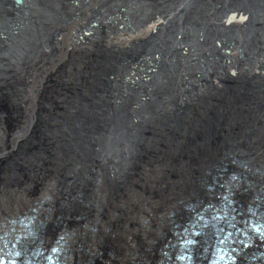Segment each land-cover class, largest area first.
Here are the masks:
<instances>
[{
	"label": "bare ground",
	"instance_id": "6f19581e",
	"mask_svg": "<svg viewBox=\"0 0 264 264\" xmlns=\"http://www.w3.org/2000/svg\"><path fill=\"white\" fill-rule=\"evenodd\" d=\"M12 1L0 0V76L7 77L0 81V127L13 123L9 130L5 125L0 140V154L9 155L0 160V231L16 220L14 201L22 206L48 199L39 234L47 240L69 234L68 264H154L171 225L185 218V201L204 198L200 184L226 151H257L264 159V64H258L264 0H22L20 6ZM129 4L135 5L130 24L117 34L108 20ZM233 13L245 17L243 23L216 35ZM157 20L163 28L149 33L146 26ZM103 26L108 33L100 36ZM88 29L92 35L84 33ZM80 30L84 40L72 39ZM235 32L248 60L220 65L215 41L236 46ZM191 36L195 46H184ZM118 37L125 45H112ZM201 52L210 59L195 60ZM145 69L151 70L148 80L139 76ZM108 77L116 86L110 98L96 83ZM68 92L78 97L70 109L80 113L64 114L48 103L43 108L41 98L49 95L53 103ZM34 99L40 105L32 128L43 127L36 138L43 129L53 134L52 149L26 169V159L39 157L32 151L35 139L20 150L30 138L17 144L16 138L19 131L24 136L26 126L21 130L18 121L29 122ZM9 101L13 109L6 111ZM74 132L86 134L83 143L61 134ZM13 159L17 164L7 167ZM242 190L235 195L238 203L250 194Z\"/></svg>",
	"mask_w": 264,
	"mask_h": 264
},
{
	"label": "water",
	"instance_id": "95a60500",
	"mask_svg": "<svg viewBox=\"0 0 264 264\" xmlns=\"http://www.w3.org/2000/svg\"><path fill=\"white\" fill-rule=\"evenodd\" d=\"M14 2H15V4H16V6H20L21 4H22V0H14ZM132 4H129L128 6H127V8L126 9H121V11L120 12H123V13H125V17L124 18H121V15H118L117 16V18L116 19H109L108 20V24H110L111 22H114L115 23V27L117 28V24L118 23H121V22H126V24L124 25V24H121L120 25V27H118V29H122L123 27H128V25L130 24V19H129V17L131 16V14H132V9H130V8H132L133 6H131ZM141 7H147V6H145L144 4H141ZM112 13H116L115 11L114 12H112ZM179 15L178 14H175V17H178ZM253 17V16H252ZM244 18L245 17H241V15L239 14V15H237V14H235V13H233V14H230V15H227L226 16V20L224 19L223 21H221L220 22V24L221 25H218L217 26V28L215 29V34L216 35H224V33H223V31H227V29L228 28H230L229 26H231L232 24L233 25H237V23H243V21H244ZM174 21V19H172V22ZM161 24V26H159ZM76 25V24H75ZM124 25V26H123ZM164 25V23H163V21H160V20H157V21H155L154 22V25L152 26V25H150V26H148L149 28H148V32L150 33H152V34H154V33H156V32H158V31H160V29H161V27ZM167 25H168V23H167ZM239 25V24H238ZM93 26H95V25H93ZM131 28V27H130ZM163 28V27H162ZM230 32L231 33H233V28H231L230 29ZM16 34H18V32H15L14 33V35H13V37L14 38H16ZM86 34L87 35H92L93 34V31L92 30H89L88 32H86ZM176 34V37L179 35V33L178 32H176L175 33ZM202 35H204V34H202ZM201 35V36H202ZM234 35H236V39H234V37H231V39H233V40H237L238 41V43H237V45L236 46H234L233 44H231V45H228V44H226L225 46L224 45H221L218 41H215V46H217V48L216 47H214V48H216L218 51H219V54H220V57H219V62H220V65H240L241 64V62H243V61H240V59L243 57V52H244V50H243V47L244 46H246L245 44H244V42H242V41H240L238 38H239V36L240 35H237L236 34V32L234 33ZM233 35V36H234ZM120 37H122V36H120ZM192 37V38H191ZM190 38H189V40H188V43H185V45L184 46H189V47H194L195 45H194V36H191ZM126 38V37H125ZM122 39V38H121ZM126 40V39H125ZM177 39L176 38H174V40L173 41H176ZM201 40H202V38H201ZM171 42V46L173 47L174 46V42ZM260 43H262V40H260L259 41ZM83 44V43H82ZM82 44L80 45V43L78 44V49L79 48H81L82 47ZM212 45V47H213V43L211 44ZM220 46H222V48L223 49H218V48H220ZM175 50L176 49H178V52H180V54H181V52H182V50L181 51H179V47H175L174 48ZM262 49H263V52H262V54L260 55V60L261 59H263L262 60V62H259L258 64H264V46L262 47ZM256 52H253V54H255ZM207 54V53H206ZM257 54V53H256ZM226 56H229V58L227 59L226 58ZM204 59L205 58H202L201 59V61H204ZM257 61V60H256ZM244 63V62H243ZM102 67H103V69H110L111 68V66H109V65H107V66H105V65H103L102 64ZM99 68V67H98ZM98 68H97V70H98ZM1 70H2V68H0ZM97 70H95L94 72H93V75H95L96 74V76L95 77H97L98 76V71ZM145 71H146V69H145ZM149 72H151V70H147L144 74H142V75H139V76H141L142 78H145V80H148L149 79ZM153 72V71H152ZM1 73V72H0ZM92 75V76H93ZM146 75H148V76H146ZM229 76L230 75H232L231 73H229L228 74ZM232 76H234V75H232ZM140 77V78H141ZM7 77H4V76H0V81H2V82H4L5 81V79H6ZM95 79V78H94ZM113 80L111 79V77H108V78H101V79H98L97 81H96V83H97V85H99V84H101L100 86H102V87H105L104 89L105 90H107V94H106V96H108L109 98L111 97L110 96V94H112V93H114L115 94V92H114V90H115V84H114V82H112ZM6 82V81H5ZM2 90H3V86H1L0 87V91H1V94H2ZM104 91V90H103ZM49 92V90H47V91H45V93H48ZM0 94V99H2V95L4 96V93L1 95ZM77 98L78 97H75V98H72L71 96H70V93L68 92L67 94H65V95H60L57 99H55V101L52 103V101H48V99H49V95L48 96H46V101H43V99H44V97L43 98H41L40 100H42V102H43V105H44V109H47L48 108V106L46 105V103H48L49 105H52L53 104V108L55 109V110H58V111H62L64 114H71V113H74L75 111L76 112H79L80 113V109L79 108H77V107H75L76 109H73V110H71L70 108H71V106H73L74 104H75V102H76V100H77ZM50 100H53V99H50ZM79 100V99H78ZM8 104H9V106L8 107H6L5 108V110L6 111H10L11 109H13V107H12V105H13V102L12 101H9L8 102ZM38 104V105H37ZM37 105V106H36ZM39 105H40V103H38L37 101H35V99L32 101V109H31V112H30V116H29V122H27V121H25V120H19L18 121V123L20 124V126L21 125H25L26 127L24 128V136H21L20 135V133H18L17 134V138L16 139H18L17 141H16V144L20 141V140H22L23 141V143H24V139L26 138V137H29L30 138V140L28 141V142H26V144H25V147H24V145L20 148V150L21 149H25V150H28L29 149V147H30V143H33V138L35 139V142H34V146H33V148H32V151L33 152H35V153H38V155L39 156H41L42 154H43V152L45 151V150H49V149H52V142H51V140H50V138H51V136H53V134H49L48 133V131L49 130H47V129H43V130H41L40 131V133L42 134V136L41 137H39V138H36V136H35V131H36V129H41V128H43V127H37V128H32V124H34V120H37V117H35V115H36V110H39ZM67 111V112H66ZM6 114H9V112H7ZM67 117H70V116H67ZM71 118V117H70ZM70 118H68V119H70ZM12 121L14 122V119H12ZM6 124H8V122L6 123ZM5 124V125H6ZM86 124H88L90 127H92V128H94V127H96V123L94 122V121H90V120H87L86 121ZM116 124H117V121L116 120H114L113 121V125L114 126H116ZM5 125H3V123L1 122V127H0V140H1V138H2V132L5 130ZM12 126H13V123L12 122H10L8 125H7V127H8V130L10 129V128H12ZM89 129V128H88ZM62 135H64V136H62V137H64V140L65 141H70V140H72L73 142H76V143H78V142H80V143H83V141L86 139L85 138V135H84V137H81V132H74V133H70V134H67V133H61ZM19 138H20V140H19ZM59 139H62L61 137L59 138ZM16 144L12 147V149H15L16 148ZM67 146H68V150H70L71 149V146L73 147V148H75L72 144H67ZM56 148H53V150H55ZM76 149V148H75ZM17 150H19V148H17ZM49 153H53V152H49ZM5 156H7V158L9 157V155L7 154V152H1V154H0V160H2ZM18 160L17 159H13V160H10L9 162H6L7 164L6 165H8V164H10V165H8L7 167H10V166H13V165H15V164H17L16 162H17ZM5 166V165H4ZM1 167H3V164L1 165Z\"/></svg>",
	"mask_w": 264,
	"mask_h": 264
},
{
	"label": "rangeland",
	"instance_id": "374dc122",
	"mask_svg": "<svg viewBox=\"0 0 264 264\" xmlns=\"http://www.w3.org/2000/svg\"><path fill=\"white\" fill-rule=\"evenodd\" d=\"M122 23H124V22H122ZM86 24V23H85ZM151 24H153V23H151ZM151 24H148V26L149 25H151ZM148 26H146V27H148ZM236 27H237V25H235ZM85 31V30H84ZM72 33H75V32H72ZM106 33H108V31H107V29L103 26V28H101L100 29V36H102V35H104V34H106ZM99 36V37H100ZM72 39H74V38H80V39H83L84 40V33L82 32V30H80V31H77L72 37H71ZM98 39V38H97ZM97 39L95 40V43L93 44V45H96L97 44ZM118 42H116V44H114V43H112V45H117V46H119V44L121 45V46H123V45H125V39H121V38H119L118 37ZM232 41H235V40H233L232 39ZM100 48H98V50L100 49L101 51H102V48H103V46L101 45V46H99ZM89 48L91 49V47L89 46ZM209 51V55H211L212 54V50H208ZM195 56H196V54H195ZM204 56H206V54H204L203 52H201V55H199V56H197V57H194L195 58V60H198V61H201V57H204ZM250 57V56H249ZM205 59H207V58H209L210 59V57H204ZM226 58H227V56H226ZM248 56L246 57V58H244V56L240 59V61H247L248 59ZM255 76H257V74H254ZM50 76H52V75H49V77ZM199 76V75H198ZM39 80V79H38ZM37 80V81H38ZM30 81H31V79H30ZM35 81V80H34ZM36 81V82H37ZM33 84H34V82H33ZM223 89L222 88V86H219V87H217V89ZM43 108H44V106H43ZM43 108H40V109H43ZM37 114V113H36ZM38 120V119H37ZM37 120L36 121H34V122H37ZM21 128V130H22V126L20 127ZM20 132V131H19ZM18 132V133H19ZM243 137V136H242ZM34 146V145H33ZM219 147H222V145H220ZM231 149H233V148H231ZM231 149H229L228 151H230ZM216 150V149H215ZM215 150H213V152L215 151ZM228 151H226V152H228ZM241 152H248L247 150H242V151H240V153ZM226 155V154H225ZM224 155V156H225ZM40 157L41 156H39L38 158H36V161L37 162H35L34 160H32V159H30V158H28V159H26L25 160V164H26V166H25V168L26 169H28V168H30V166H38V164H40V161H41V159H40ZM222 159H223V157H222ZM219 161V160H218ZM217 161V162H218ZM223 161H225V159H223ZM262 163L264 162V160L263 161H261ZM46 166V165H45ZM47 167H48V165H47ZM71 171H73V168H71ZM37 200V199H36ZM36 200H34V201H36ZM22 202L21 203H25L24 202V199H22L21 200ZM34 201H31V202H34ZM14 202H16V205H13V211H16V210H14V208H16V206H18L17 207V209L19 208V210H21L20 208H23L22 206H24V204L21 206V205H19L18 203H19V201L17 200V201H14ZM13 204V203H12ZM11 205V204H10ZM26 205V204H25ZM45 206H47L48 207V201L47 202H45ZM46 215H48V212L46 213ZM44 221H45V218H44V220H43V223H44ZM114 225H117V222H114ZM88 228V227H87ZM87 229H85V231H86ZM108 237V236H107ZM107 237H106V239H107Z\"/></svg>",
	"mask_w": 264,
	"mask_h": 264
},
{
	"label": "flooded vegetation",
	"instance_id": "af4514ba",
	"mask_svg": "<svg viewBox=\"0 0 264 264\" xmlns=\"http://www.w3.org/2000/svg\"><path fill=\"white\" fill-rule=\"evenodd\" d=\"M13 3H11V5H16L15 4V2L14 1H12ZM118 12H120L119 10H118ZM123 12H121V13H119V15H124V14H122ZM110 14H116V13H110ZM172 14H174V13H172ZM172 14H170V15H168V20L172 17ZM159 26H161V24L159 25ZM89 30H91V29H88V30H86V31H89ZM116 30H117V32H120L121 30H123V28L122 29H118V27L116 28ZM86 31L84 32L85 34H86Z\"/></svg>",
	"mask_w": 264,
	"mask_h": 264
}]
</instances>
